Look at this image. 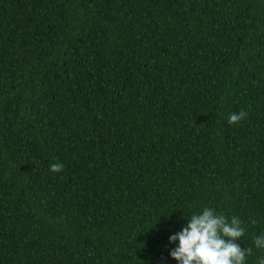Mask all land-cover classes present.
Masks as SVG:
<instances>
[{"label": "trees", "instance_id": "16d2710c", "mask_svg": "<svg viewBox=\"0 0 264 264\" xmlns=\"http://www.w3.org/2000/svg\"><path fill=\"white\" fill-rule=\"evenodd\" d=\"M205 207L264 258V0H0V264H177Z\"/></svg>", "mask_w": 264, "mask_h": 264}, {"label": "clouds", "instance_id": "9594fccd", "mask_svg": "<svg viewBox=\"0 0 264 264\" xmlns=\"http://www.w3.org/2000/svg\"><path fill=\"white\" fill-rule=\"evenodd\" d=\"M247 118V113H231L229 124L239 123ZM50 171L59 173L63 165L53 164ZM245 235L243 222L232 216L217 214L213 208H203L188 218V223L179 232L170 236L169 242L177 244L170 257L177 264H246V258L252 254L251 248L241 249L236 243ZM254 244L264 249V233L256 237ZM257 264H264V258Z\"/></svg>", "mask_w": 264, "mask_h": 264}]
</instances>
